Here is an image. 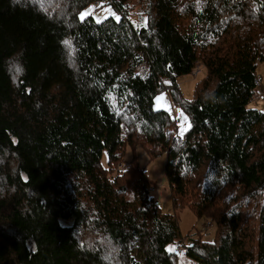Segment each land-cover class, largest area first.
I'll list each match as a JSON object with an SVG mask.
<instances>
[{
	"label": "trees",
	"instance_id": "1",
	"mask_svg": "<svg viewBox=\"0 0 264 264\" xmlns=\"http://www.w3.org/2000/svg\"><path fill=\"white\" fill-rule=\"evenodd\" d=\"M98 1L0 0V264H177L171 244L196 264H264V112L249 107L264 0H137L143 24L134 0H106L119 21H82ZM197 62L189 100L178 78ZM139 144L166 154L173 214L125 161ZM183 208L211 240L182 235Z\"/></svg>",
	"mask_w": 264,
	"mask_h": 264
},
{
	"label": "rangeland",
	"instance_id": "2",
	"mask_svg": "<svg viewBox=\"0 0 264 264\" xmlns=\"http://www.w3.org/2000/svg\"><path fill=\"white\" fill-rule=\"evenodd\" d=\"M131 7H132L130 13L131 19H133V21L136 23H141V24L145 23L146 15L140 3L137 2V0H134L133 2H131ZM84 12L88 13L87 16H92L95 21L99 20L100 22L110 16H113L114 18L116 16L119 17V14H117V12L113 9V7L107 4L98 6L96 3H91L81 13ZM113 13H115V16L113 15ZM257 73L258 75L264 78V62H260L258 64ZM203 75H204V70L202 69L201 73L198 76H194L193 74H188V75H182L178 78L180 91L184 96V98L189 100L193 98L195 84L197 80ZM249 107L264 112V100H260L255 95V97L250 102ZM154 109L165 110L176 118L177 126H178V132H177L178 135H183V133L189 129L190 120L188 115L182 110V108L173 105L169 97V94L167 92H161L156 95L154 99ZM131 159H136L141 166L146 167L149 178L150 180H152V184L154 187V190H152V195L158 200L161 209L164 213L173 214L175 209L173 207L171 193L169 190L168 181L165 174L166 154L162 153L158 155L156 158H154L152 161H150V157L146 152L145 148L139 144L134 147H130V146L127 147L125 153V161L128 163ZM102 165L105 168L108 167V159L105 154L102 158ZM122 168H123V164L121 163L118 165L117 171L118 172L122 171L123 170ZM176 213L182 235L185 236L189 231H192L194 227L197 229H203V225L205 222L198 221L195 214L189 208L176 210ZM65 223L69 224L71 223V221H67ZM214 229H210L212 235L210 237L206 236L205 238L211 240L213 237ZM186 243L188 242L185 241L184 244ZM181 245H183V243ZM184 247H181V250H178L175 244H171L168 246V249L171 251L178 252L179 260L177 264H196L185 254Z\"/></svg>",
	"mask_w": 264,
	"mask_h": 264
},
{
	"label": "built area",
	"instance_id": "3",
	"mask_svg": "<svg viewBox=\"0 0 264 264\" xmlns=\"http://www.w3.org/2000/svg\"><path fill=\"white\" fill-rule=\"evenodd\" d=\"M107 3L108 2L106 0H101V1H98L96 4L98 6H101V5H105ZM202 69L204 70L202 64L197 62L195 65V68L192 71V74L194 76H198L201 73ZM254 83H255V87H256V96L260 100H264V78L257 74L255 77ZM180 139H182V138H180ZM210 229H214V224L211 221H206L203 225V231H204L205 236H211L212 235V232L210 231ZM181 247H184V246H179L178 250H181Z\"/></svg>",
	"mask_w": 264,
	"mask_h": 264
},
{
	"label": "snow or ice",
	"instance_id": "4",
	"mask_svg": "<svg viewBox=\"0 0 264 264\" xmlns=\"http://www.w3.org/2000/svg\"><path fill=\"white\" fill-rule=\"evenodd\" d=\"M87 15H88V13H86V12L81 13V15H80V19L83 21V19H84ZM113 15L115 16V13H113ZM115 18H116L117 21H119V19H120L118 16H116ZM97 22L99 23L100 21L97 20ZM67 43H68V41H65V44H67ZM185 119H186V117H185Z\"/></svg>",
	"mask_w": 264,
	"mask_h": 264
}]
</instances>
